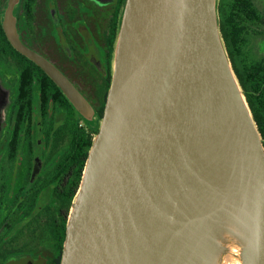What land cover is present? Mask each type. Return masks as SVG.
<instances>
[{
  "label": "water",
  "instance_id": "95a60500",
  "mask_svg": "<svg viewBox=\"0 0 264 264\" xmlns=\"http://www.w3.org/2000/svg\"><path fill=\"white\" fill-rule=\"evenodd\" d=\"M7 106L0 86V129ZM62 264H264V145L219 0H126Z\"/></svg>",
  "mask_w": 264,
  "mask_h": 264
},
{
  "label": "flooded vegetation",
  "instance_id": "af4514ba",
  "mask_svg": "<svg viewBox=\"0 0 264 264\" xmlns=\"http://www.w3.org/2000/svg\"><path fill=\"white\" fill-rule=\"evenodd\" d=\"M125 2L0 0V86L8 96L0 129V264H62ZM219 18L240 82L252 83L247 92L264 145V0H219ZM43 64L87 100V116Z\"/></svg>",
  "mask_w": 264,
  "mask_h": 264
},
{
  "label": "trees",
  "instance_id": "16d2710c",
  "mask_svg": "<svg viewBox=\"0 0 264 264\" xmlns=\"http://www.w3.org/2000/svg\"><path fill=\"white\" fill-rule=\"evenodd\" d=\"M241 84H242L244 90L246 91V97H247V100H248L249 105H250V107L252 109V112H253V100H252L253 96H252V94H248V92H247V90H250L251 89L252 83H248V82L241 81Z\"/></svg>",
  "mask_w": 264,
  "mask_h": 264
}]
</instances>
